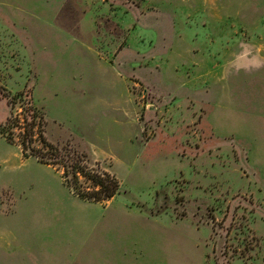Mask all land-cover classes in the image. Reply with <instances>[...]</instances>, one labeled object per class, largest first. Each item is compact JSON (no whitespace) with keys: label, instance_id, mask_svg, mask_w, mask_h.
I'll return each mask as SVG.
<instances>
[{"label":"rangeland","instance_id":"374dc122","mask_svg":"<svg viewBox=\"0 0 264 264\" xmlns=\"http://www.w3.org/2000/svg\"><path fill=\"white\" fill-rule=\"evenodd\" d=\"M203 33L219 62L258 51L264 0H0V124L22 93L60 161L84 154L119 183L108 201L81 200L0 136V230L20 241L6 252L45 243L65 264H264L250 226L257 217L264 234L263 204L245 179L262 113L230 122L211 109L232 141L203 123L185 85L214 53L200 55Z\"/></svg>","mask_w":264,"mask_h":264},{"label":"crops","instance_id":"0c3cea01","mask_svg":"<svg viewBox=\"0 0 264 264\" xmlns=\"http://www.w3.org/2000/svg\"><path fill=\"white\" fill-rule=\"evenodd\" d=\"M198 41L200 55L202 49L205 52V46H211L214 48V56L209 55L207 61L202 59L198 65V71L200 70L202 74L196 78L187 77L185 85L190 96L198 95V105L207 108L206 112H201V119L206 127L214 130L217 137L222 139L230 137L232 141V134L219 129L216 117L211 119V109L215 111V115L220 111L229 113L230 122L236 114L247 115L246 117L252 115L253 109L262 113L259 114L262 124L252 126L249 129L250 133L247 134L245 179L247 195L260 197L262 201L264 221V45L254 53L227 55L226 53L230 51L224 50L222 56L224 60L219 62L217 58L220 54L217 55L218 50L215 51L219 42L207 38V43L204 44L206 42L204 33ZM207 68H212V71L206 72ZM259 175L262 180L260 187L255 183V178ZM256 219L257 217L251 222V230L254 235L264 239V234H256L252 229V223ZM5 233L0 230V264H65L61 254L46 252L45 243L33 245L31 249L24 247L22 252H6L12 244H19L20 241H13L10 235Z\"/></svg>","mask_w":264,"mask_h":264},{"label":"trees","instance_id":"16d2710c","mask_svg":"<svg viewBox=\"0 0 264 264\" xmlns=\"http://www.w3.org/2000/svg\"><path fill=\"white\" fill-rule=\"evenodd\" d=\"M20 100V111L5 118L0 124V136L18 147L21 158H34L38 163L51 166L59 171L62 184L77 198L88 202H104L118 191L119 183L114 175L104 170L85 165L84 154L77 155L69 164L60 161L57 147L43 135V114L32 104L30 98L22 93L16 95ZM10 99L6 104L11 109ZM17 129L16 140L12 129ZM85 184L86 187L82 185Z\"/></svg>","mask_w":264,"mask_h":264}]
</instances>
